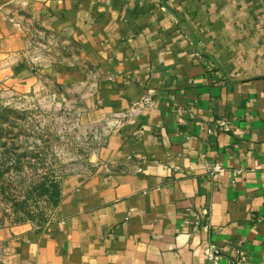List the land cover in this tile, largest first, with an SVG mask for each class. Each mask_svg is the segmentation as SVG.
I'll return each instance as SVG.
<instances>
[{
  "label": "crops",
  "instance_id": "crops-1",
  "mask_svg": "<svg viewBox=\"0 0 264 264\" xmlns=\"http://www.w3.org/2000/svg\"><path fill=\"white\" fill-rule=\"evenodd\" d=\"M33 24L76 60L35 69ZM0 59L104 128L48 220L0 228V264H264V0H0Z\"/></svg>",
  "mask_w": 264,
  "mask_h": 264
},
{
  "label": "rangeland",
  "instance_id": "rangeland-1",
  "mask_svg": "<svg viewBox=\"0 0 264 264\" xmlns=\"http://www.w3.org/2000/svg\"><path fill=\"white\" fill-rule=\"evenodd\" d=\"M23 7L20 1L16 12L25 21ZM25 28L24 52L35 69L76 60L71 41L51 38L34 24ZM8 66L0 59V228L48 220L61 181L92 167L104 129L87 120V93L78 86L40 77L24 85L6 73Z\"/></svg>",
  "mask_w": 264,
  "mask_h": 264
},
{
  "label": "built area",
  "instance_id": "built-area-1",
  "mask_svg": "<svg viewBox=\"0 0 264 264\" xmlns=\"http://www.w3.org/2000/svg\"><path fill=\"white\" fill-rule=\"evenodd\" d=\"M148 100H149V99H145V102H149ZM140 105H141V104H140ZM218 126H219L218 128H219L220 130H226V129H228V127H229V125H228V123H227L226 121H220V122L218 123ZM218 168H219V167L216 166V169H218ZM238 252H240V251H238ZM217 253H218L217 248L212 247V246H210V247L208 248L207 260H208V262H209L210 264H215ZM241 260H242V261H245V257L242 256V255H241Z\"/></svg>",
  "mask_w": 264,
  "mask_h": 264
},
{
  "label": "trees",
  "instance_id": "trees-1",
  "mask_svg": "<svg viewBox=\"0 0 264 264\" xmlns=\"http://www.w3.org/2000/svg\"><path fill=\"white\" fill-rule=\"evenodd\" d=\"M56 190H57V193H59V187Z\"/></svg>",
  "mask_w": 264,
  "mask_h": 264
}]
</instances>
